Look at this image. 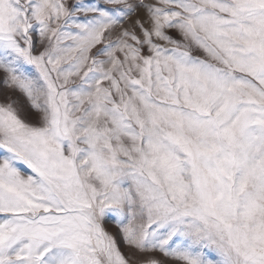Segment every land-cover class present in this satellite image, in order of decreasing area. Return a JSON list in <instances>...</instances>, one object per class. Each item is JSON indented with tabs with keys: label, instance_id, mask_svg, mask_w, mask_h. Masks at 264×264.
Masks as SVG:
<instances>
[{
	"label": "snow or ice",
	"instance_id": "obj_1",
	"mask_svg": "<svg viewBox=\"0 0 264 264\" xmlns=\"http://www.w3.org/2000/svg\"><path fill=\"white\" fill-rule=\"evenodd\" d=\"M0 264H264V0H0Z\"/></svg>",
	"mask_w": 264,
	"mask_h": 264
},
{
	"label": "rangeland",
	"instance_id": "obj_2",
	"mask_svg": "<svg viewBox=\"0 0 264 264\" xmlns=\"http://www.w3.org/2000/svg\"><path fill=\"white\" fill-rule=\"evenodd\" d=\"M23 167L26 169V166H23ZM110 230L113 232L117 231L114 225L110 226Z\"/></svg>",
	"mask_w": 264,
	"mask_h": 264
}]
</instances>
